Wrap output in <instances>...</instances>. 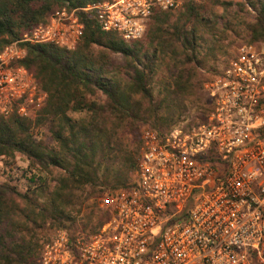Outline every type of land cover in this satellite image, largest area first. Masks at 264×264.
Listing matches in <instances>:
<instances>
[{"label":"trees","instance_id":"16d2710c","mask_svg":"<svg viewBox=\"0 0 264 264\" xmlns=\"http://www.w3.org/2000/svg\"><path fill=\"white\" fill-rule=\"evenodd\" d=\"M101 1L106 0H0V50L57 8ZM227 13L222 0L185 1L176 14L155 11L143 41L133 43L102 31L94 14L81 13L83 36L74 50L22 45L20 65L47 100L34 119L0 116V157L20 154L51 180L23 195L0 184V264H37V234L47 225L76 230L79 223L93 232L108 220L88 202L129 183L141 140L131 148L127 135L138 124L163 135L180 126L190 109L197 115L185 128L207 119L211 105L200 71L208 60L223 52L231 34L241 33L243 44H264V0H243L234 16ZM45 122L54 146L33 139L31 126ZM190 206L191 200L185 213Z\"/></svg>","mask_w":264,"mask_h":264},{"label":"built area","instance_id":"2783aa9c","mask_svg":"<svg viewBox=\"0 0 264 264\" xmlns=\"http://www.w3.org/2000/svg\"><path fill=\"white\" fill-rule=\"evenodd\" d=\"M185 1L203 0H106L53 10L0 50V116L34 119L47 100L20 65L23 44L74 50L81 13L133 43L145 37L155 11L175 13ZM204 92L207 119L163 135L144 128L129 183L97 200L108 220L93 232L56 230L40 242L37 264H264V44L240 45Z\"/></svg>","mask_w":264,"mask_h":264},{"label":"rangeland","instance_id":"374dc122","mask_svg":"<svg viewBox=\"0 0 264 264\" xmlns=\"http://www.w3.org/2000/svg\"><path fill=\"white\" fill-rule=\"evenodd\" d=\"M205 1L207 0H203L199 3H205ZM222 1L223 3L226 4V7L228 8V13L226 14L228 17L234 16L233 13L236 9V5L238 3L243 2V0H222ZM178 11L175 12V14L178 13ZM215 11L218 15L222 14L221 8H216ZM242 38L243 35L241 33H239V36H237V34H231L227 38V41L223 43V52L222 51L219 52L218 54H216L215 58H211L210 60H208L205 69L200 71L203 93H205L204 84L212 79L216 71L220 67H222L227 62V60L232 57L236 49L244 43ZM112 59L114 60L115 63L122 62L120 55H113ZM196 111L197 109H190L187 112V114L183 117V122L181 123V125L175 128L184 127L186 123L191 122L193 117L197 115ZM73 117H76V115H74ZM144 128H150L149 124L140 123L138 124V128L135 130V132L127 135V140L131 148H134L137 144V141L141 140V133ZM30 131L31 133H33V136H35V141L44 143L45 145H49V146L53 145V141L50 137V125L48 122L42 124H34L31 126ZM50 180L51 177L49 175L42 172L40 169H38V166L36 164L27 160L25 157H23L20 154H15V156L11 159L0 157V184L7 185L10 188H14L15 191L21 195L26 193L29 194L33 190L38 189L44 182L49 184ZM97 190L98 189H96V191ZM96 194L97 192L95 193V195ZM97 200L98 198L88 203L97 204ZM80 227L81 226L79 223L74 225V229H78ZM56 230L57 229L51 228L50 226L47 225L45 230L38 232L37 234L39 239L38 246L40 245V242L43 239H46L52 234H54Z\"/></svg>","mask_w":264,"mask_h":264}]
</instances>
